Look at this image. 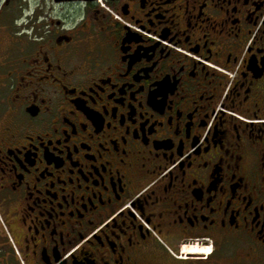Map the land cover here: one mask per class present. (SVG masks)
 <instances>
[{"label":"flooded vegetation","instance_id":"1","mask_svg":"<svg viewBox=\"0 0 264 264\" xmlns=\"http://www.w3.org/2000/svg\"><path fill=\"white\" fill-rule=\"evenodd\" d=\"M49 1L0 3V264H264V0Z\"/></svg>","mask_w":264,"mask_h":264},{"label":"rangeland","instance_id":"2","mask_svg":"<svg viewBox=\"0 0 264 264\" xmlns=\"http://www.w3.org/2000/svg\"><path fill=\"white\" fill-rule=\"evenodd\" d=\"M5 0H0V3L4 2ZM23 6H27L28 10H25L24 15L26 18H31L34 14V11L39 9V12L43 13H50L51 12V3L49 0H22ZM55 3V2H54ZM24 6V7H25ZM54 17L63 18V9L55 7L52 13Z\"/></svg>","mask_w":264,"mask_h":264},{"label":"water","instance_id":"3","mask_svg":"<svg viewBox=\"0 0 264 264\" xmlns=\"http://www.w3.org/2000/svg\"><path fill=\"white\" fill-rule=\"evenodd\" d=\"M87 1H93V0H54L56 4L58 3H71V2H87Z\"/></svg>","mask_w":264,"mask_h":264},{"label":"bare ground","instance_id":"4","mask_svg":"<svg viewBox=\"0 0 264 264\" xmlns=\"http://www.w3.org/2000/svg\"><path fill=\"white\" fill-rule=\"evenodd\" d=\"M189 251H191V250H189ZM192 252V251H191Z\"/></svg>","mask_w":264,"mask_h":264}]
</instances>
